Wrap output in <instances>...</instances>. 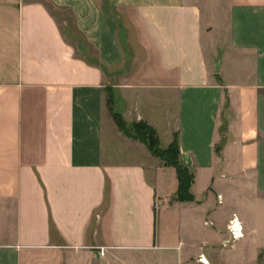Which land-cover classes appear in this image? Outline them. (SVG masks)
<instances>
[{
    "label": "crops",
    "instance_id": "crops-1",
    "mask_svg": "<svg viewBox=\"0 0 264 264\" xmlns=\"http://www.w3.org/2000/svg\"><path fill=\"white\" fill-rule=\"evenodd\" d=\"M112 111L178 139L195 200ZM201 253L264 264V0H0V264Z\"/></svg>",
    "mask_w": 264,
    "mask_h": 264
},
{
    "label": "trees",
    "instance_id": "trees-1",
    "mask_svg": "<svg viewBox=\"0 0 264 264\" xmlns=\"http://www.w3.org/2000/svg\"><path fill=\"white\" fill-rule=\"evenodd\" d=\"M113 117L117 125L126 133L127 135L139 139L146 143L150 151L161 158L165 165L175 167L178 176V189L173 197V200L177 201H193L195 200L194 195L191 193L190 188L194 182L195 174L187 166H185L180 160V149L178 139L175 138L174 141L166 148L160 146L159 138L156 130L153 126L147 122L140 121L134 123V132H131L121 115V113L114 111Z\"/></svg>",
    "mask_w": 264,
    "mask_h": 264
},
{
    "label": "rangeland",
    "instance_id": "rangeland-1",
    "mask_svg": "<svg viewBox=\"0 0 264 264\" xmlns=\"http://www.w3.org/2000/svg\"><path fill=\"white\" fill-rule=\"evenodd\" d=\"M51 10H52L53 14L56 16L57 20L59 21V23L61 25V29L63 31V34L65 35V38L69 42H71L73 45H75L77 47V50H78L79 54H82V55H85V56L89 57L90 60H94L95 56L91 55L93 53L92 50H91L90 53L88 52L86 46L83 43L82 36L80 35V33L78 32V30L76 29V27L74 25L72 14L70 12H67V11H61V10L55 9L53 7H51ZM113 112L114 111H112V115H113ZM125 123H126L127 128L131 132L135 131L134 130L135 128H134L133 124H128L126 121H125ZM120 130L124 133V131L121 128H120ZM171 201H174L173 198H172ZM160 209H161V203L157 201V203L155 204V210L158 213Z\"/></svg>",
    "mask_w": 264,
    "mask_h": 264
},
{
    "label": "built area",
    "instance_id": "built-area-1",
    "mask_svg": "<svg viewBox=\"0 0 264 264\" xmlns=\"http://www.w3.org/2000/svg\"><path fill=\"white\" fill-rule=\"evenodd\" d=\"M242 230H243V228H242L241 223L238 221L237 218H234L231 221L230 225H229V231L231 233V237L233 239H237V238L241 237L243 235V231ZM106 249H107V247H105V246L99 247L100 255H102V256L105 255ZM199 261L202 264H209V261L207 260V258H206L204 253H201L199 255Z\"/></svg>",
    "mask_w": 264,
    "mask_h": 264
}]
</instances>
